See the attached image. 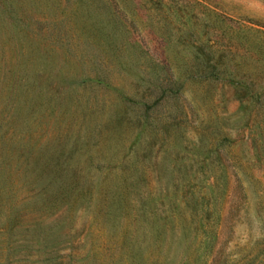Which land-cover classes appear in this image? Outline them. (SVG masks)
Returning <instances> with one entry per match:
<instances>
[{"label":"rangeland","instance_id":"1","mask_svg":"<svg viewBox=\"0 0 264 264\" xmlns=\"http://www.w3.org/2000/svg\"><path fill=\"white\" fill-rule=\"evenodd\" d=\"M263 82L264 0H0V264H264Z\"/></svg>","mask_w":264,"mask_h":264},{"label":"trees","instance_id":"2","mask_svg":"<svg viewBox=\"0 0 264 264\" xmlns=\"http://www.w3.org/2000/svg\"><path fill=\"white\" fill-rule=\"evenodd\" d=\"M250 88H249V87ZM247 89L250 92L249 100L254 103L255 108L264 111V82L261 84H247Z\"/></svg>","mask_w":264,"mask_h":264}]
</instances>
